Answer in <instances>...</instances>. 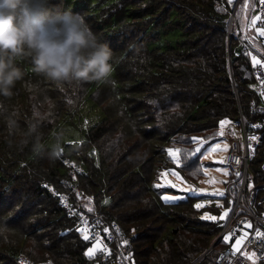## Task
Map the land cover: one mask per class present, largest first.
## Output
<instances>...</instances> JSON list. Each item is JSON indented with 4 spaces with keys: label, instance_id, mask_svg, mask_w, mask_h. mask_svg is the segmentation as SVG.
Listing matches in <instances>:
<instances>
[{
    "label": "trees",
    "instance_id": "trees-1",
    "mask_svg": "<svg viewBox=\"0 0 264 264\" xmlns=\"http://www.w3.org/2000/svg\"><path fill=\"white\" fill-rule=\"evenodd\" d=\"M256 2L249 0L246 14L242 6L247 19L241 28L238 8L232 15L229 0H52L55 8L85 17L112 50L113 72L108 83L83 84L79 104L90 98L104 116L54 161L34 155L30 147L17 150L0 118V264H104L97 252L86 255L89 243L77 232L76 217L59 205L57 193L106 223L117 222L114 246L129 253L133 264L212 263L227 241L219 239L202 263L193 261L223 224L200 216L205 209L197 207V199L203 195L166 201L162 196L171 189L157 182L173 166L185 181L197 182L204 170L193 138L211 142L224 120L240 132L244 124L246 135L257 133L260 144L256 154H248V169L255 192H263L254 198L262 211L264 114L254 109L261 96L249 54L241 50L243 42L250 44L249 52L262 47L248 17ZM17 64L25 76H36L29 59ZM45 83L55 109L36 128L33 142L42 143L72 116L81 90ZM23 93L16 94L14 105L21 108L16 116L23 123L20 133H28L33 107L23 104ZM121 136L123 145L117 144ZM170 148L178 149V164ZM72 161L79 166L75 177L69 173ZM222 199L231 210V200ZM212 208L219 213V207Z\"/></svg>",
    "mask_w": 264,
    "mask_h": 264
},
{
    "label": "clouds",
    "instance_id": "clouds-1",
    "mask_svg": "<svg viewBox=\"0 0 264 264\" xmlns=\"http://www.w3.org/2000/svg\"><path fill=\"white\" fill-rule=\"evenodd\" d=\"M112 50L102 43L85 17L69 9L55 8L52 0H0V97L15 95L17 82L25 72L17 60H30L31 71L63 90L86 83H108L113 67ZM54 105L45 98L32 111L34 123L28 133L18 134L15 110L4 124L19 151L31 149L34 155L54 161L62 152L63 131L45 145L31 136L47 120Z\"/></svg>",
    "mask_w": 264,
    "mask_h": 264
},
{
    "label": "rangeland",
    "instance_id": "rangeland-1",
    "mask_svg": "<svg viewBox=\"0 0 264 264\" xmlns=\"http://www.w3.org/2000/svg\"><path fill=\"white\" fill-rule=\"evenodd\" d=\"M240 2H239L240 4L239 3L237 4L236 8H238L237 16L241 19L240 25L242 28L245 25V21L247 17L244 14H242L243 2L242 1ZM253 14H255L254 10L253 12L251 11V14L248 15L251 21L250 30L253 31L255 35L260 38V41L262 40V45L264 46V36L260 35V32L264 31V29L256 24H253V19H254ZM249 57L251 61H253V57H255L256 60L259 61L262 60V64L264 65V55L256 53L254 48L250 49ZM45 81L46 80L43 78V76L39 74H36L35 77H31V78L24 76L22 81L16 83L14 88L15 95L13 97L11 98L0 97L1 98L0 106L2 107L0 113H4L5 116H7L8 114L13 113V111L15 110V114L16 116H18V114L21 111V108L19 105H18L19 107L15 106L14 101L18 97V95L16 94H18L20 90H23L24 91L23 94L25 95V98H23L25 99L23 104H25V102L27 101L28 106L31 105L33 109L39 107L41 102L45 101V98L50 99L52 104L55 106L56 100L55 98L51 97L52 94L48 88L49 84L45 83ZM76 87L77 90L78 89L81 90H79L78 95L75 97V101H77V103L76 104L73 103L74 107L76 108H73L74 112L72 116L64 117L60 121V123L52 130L50 135L42 142L43 144L47 145L51 143L52 138L55 136V134L61 130L63 131L62 148H64L65 145L68 143L76 144L84 137L86 131L92 125H94L103 118L104 113L102 112L101 109L97 107V105L90 98H86L81 105L79 104L81 100L80 97L84 92V85H79ZM78 104L80 105L79 107ZM31 107L29 109H31ZM0 118H3V122H4L5 117H0ZM223 122L226 123L223 124L221 123L219 130L215 133L216 139L212 140L211 142H208L210 139H204L201 137L193 138L195 152H199L200 161L202 162V168L204 170V175L202 176V178H200L197 182L189 183L181 177L177 167L173 166L167 170H164L160 176L159 181L157 182L158 185L171 189L169 191H166L162 196L164 200H166L165 197L170 198L166 201H176L182 197H185L188 194L203 195L201 198L197 199V205H202L201 207H204L205 209V211H203L200 216L205 217V215L207 214L208 216L215 217L216 218L215 220L219 221L221 225L225 224L226 219L230 214V213L228 214L230 208L228 209V207L222 206V202H223L222 197L226 195L228 199H230L231 194L237 195L239 192V187L241 185V179L239 177H235L233 179V177L227 172V169L224 165L225 151L229 144V141L233 138L240 139L243 144V152L245 153L244 146L246 144L247 146L246 150L249 156L254 152L256 154L257 151L255 150L257 149L256 146L260 145L258 140L257 141L248 140L249 138H247V141L245 143L243 134H241L240 130H238L232 122H230L229 120H224ZM22 125H23L22 122H18V134L22 129ZM124 137L125 139H127L125 135ZM122 139H123L122 136L119 137L117 144L121 145V142L124 141ZM114 140L115 139L113 138L110 139V143L114 142ZM123 144L124 143L122 142V145ZM168 153L170 154L172 159H174L175 164H178V159H179L178 149L170 148L168 149ZM70 163L75 165L73 161ZM230 181L234 182L235 186L230 190V194H228L227 186ZM220 193H222L223 195H219ZM255 193H257V195L259 196L260 195L262 196L263 194V192L259 191L258 188H256ZM214 206L219 207L220 211L218 214L212 213L218 211L216 210V208L215 209L212 208ZM225 213H227L228 215L225 216ZM226 236L227 235H225L224 237ZM217 237L212 238L211 240L212 243L216 240ZM238 238L240 237L234 239V241L230 245L232 249H234L233 245L235 244ZM223 241H228V240H225L223 238ZM217 243L218 241L209 250L216 247ZM95 244L96 242H92L91 244H88L86 248V252L89 250V248L94 247ZM241 245L239 246V248L241 247ZM208 251L207 250L204 251L193 262L196 263L201 261L199 263H202L201 259ZM211 264H214V260L212 261Z\"/></svg>",
    "mask_w": 264,
    "mask_h": 264
},
{
    "label": "built area",
    "instance_id": "built-area-1",
    "mask_svg": "<svg viewBox=\"0 0 264 264\" xmlns=\"http://www.w3.org/2000/svg\"><path fill=\"white\" fill-rule=\"evenodd\" d=\"M242 0H233L234 3H239ZM255 17H260L256 20L255 24L264 29V2L258 0L254 6ZM236 35V32H233ZM262 42V40H261ZM248 42H243L241 45V50L244 54H249ZM262 49L257 51L259 54L264 55ZM261 63L258 65L252 64V73L256 78L258 89L261 96V102L255 105V110L259 113L264 114V65ZM252 127H255L251 123ZM241 134L244 136V141L246 143L247 138L250 140L257 141V133L254 135H246L244 124H242ZM255 138V139H253ZM245 153L243 152V144L240 139L233 138L229 141L227 146L224 165L227 172L233 177H239L241 179V185L239 187V192L236 195L230 196L232 202V208L230 214L226 219L220 234L218 235L220 239H223L225 235L229 237L228 245L223 247L215 256L214 264H253V261L248 259L247 256L242 255V253H255V264H264V235L257 236L256 233L259 232L264 234V202L263 209L257 210L254 205L255 198V187L253 185V175L248 169V154L245 144ZM63 162L66 159H62ZM261 169L264 172V160L261 165ZM79 171V166L73 165L69 170L71 176L75 177ZM239 173L237 176L236 174ZM235 186L234 182L230 181L227 186V192L230 194V190ZM76 196L81 199L83 194L80 190H75ZM59 205L65 210L68 216L76 217L77 224L76 230L81 236L83 242L91 244L96 242L97 239L103 241V245L106 247L107 251H97L100 256L101 261L104 264H133L130 254L124 251V249L116 245L114 246L115 236L118 233L119 225L117 222L106 223L100 217L95 215H90L83 211L81 208L75 206L70 201L66 194L57 193ZM86 219L89 229L90 239L85 240L83 234L80 231L81 228L85 227L81 223V220ZM251 227H247V225ZM245 237L240 250L234 253V249L231 248V244L237 237ZM23 263V259H20ZM41 264V263H40ZM42 264H52L50 261Z\"/></svg>",
    "mask_w": 264,
    "mask_h": 264
},
{
    "label": "snow or ice",
    "instance_id": "snow-or-ice-1",
    "mask_svg": "<svg viewBox=\"0 0 264 264\" xmlns=\"http://www.w3.org/2000/svg\"><path fill=\"white\" fill-rule=\"evenodd\" d=\"M229 2H232V0H229ZM262 2H264V0H262ZM245 6H247V5H245ZM259 19H260V17H255V18L253 19V24H255L256 20H259ZM260 35H261V36H264V31H261V32H260ZM253 63H254V65H258V64H260L261 62H260L259 60H256L255 57H253ZM262 94H264V93H262ZM223 123H226V122H222V124H223ZM253 139H255V138H253ZM226 174H227V173H226ZM236 175L238 176L239 173H237ZM219 195H223V194L220 193ZM165 199L168 200V199H170V198L165 197ZM201 206H202V205H197L198 208L201 207ZM89 211H91V209H89ZM226 215H227V213H225V216H226ZM203 218H204V219H212V220H215V219H216L215 217L208 216L207 214H206L205 217H203ZM81 223L84 224L85 227L81 228L80 231H81L82 234H83V238H84L85 240H88V239H90L89 229H88V227H87L88 222H87L86 219H83V218H82ZM247 227H251V225L249 224V225H247ZM256 235H257V236H261V235H264V234H261V233L257 232ZM224 239H225V240H228L229 237L226 236V237H224ZM244 239H245V237L241 236L240 238H238V239L236 240L235 244L233 245V248H234V253H233V254H234V255H235L236 252H238V251L240 250L239 246L242 244V242H243ZM125 243H126V242H125ZM97 251H107L106 247L103 245V241H102V240H99V239L96 240V244H95L94 247L89 248V250L86 252V255H88L89 258H92V257L95 255V253H96ZM242 255L247 256V258L250 259V260H252V261H253V264H255V253H251V254L242 253Z\"/></svg>",
    "mask_w": 264,
    "mask_h": 264
},
{
    "label": "water",
    "instance_id": "water-1",
    "mask_svg": "<svg viewBox=\"0 0 264 264\" xmlns=\"http://www.w3.org/2000/svg\"><path fill=\"white\" fill-rule=\"evenodd\" d=\"M248 3H249V0H244V4H243V7H244V13L246 14L247 12V8H248ZM238 3H233L232 5V15L234 14V11H235V8L237 6ZM247 5V6H245ZM219 236L216 238V240L209 246V248L207 249V251L219 240Z\"/></svg>",
    "mask_w": 264,
    "mask_h": 264
},
{
    "label": "crops",
    "instance_id": "crops-1",
    "mask_svg": "<svg viewBox=\"0 0 264 264\" xmlns=\"http://www.w3.org/2000/svg\"><path fill=\"white\" fill-rule=\"evenodd\" d=\"M232 3H233V0H232ZM259 46H260V45H259ZM261 46H262V47H261V49H262L261 52L264 54V46L262 45V42H261ZM226 149H227V148H226ZM225 152H226V151H225ZM199 155H200V154H199Z\"/></svg>",
    "mask_w": 264,
    "mask_h": 264
}]
</instances>
